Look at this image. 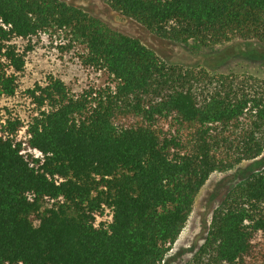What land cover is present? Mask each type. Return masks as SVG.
<instances>
[{
	"label": "trees",
	"instance_id": "1",
	"mask_svg": "<svg viewBox=\"0 0 264 264\" xmlns=\"http://www.w3.org/2000/svg\"><path fill=\"white\" fill-rule=\"evenodd\" d=\"M100 1L161 39L264 43V0ZM40 35L111 83L74 94L49 77L26 91V124L0 110V264H160L209 175L264 150V77L169 64L62 0H0L1 97L25 66L13 40ZM187 264H264V169Z\"/></svg>",
	"mask_w": 264,
	"mask_h": 264
},
{
	"label": "rangeland",
	"instance_id": "2",
	"mask_svg": "<svg viewBox=\"0 0 264 264\" xmlns=\"http://www.w3.org/2000/svg\"><path fill=\"white\" fill-rule=\"evenodd\" d=\"M100 18L117 31L136 38L152 49L165 62L185 68L203 69L211 74H248L264 77V43L235 39L231 42L202 46L158 38L133 20L112 11L100 0H62ZM13 43L24 54L25 66L17 76V89L11 97L0 96L4 116L12 114L26 124L32 115L26 91L55 77L74 93L101 88L111 83L102 71L83 67L77 59L79 49L67 50L59 37L40 35L31 39H15ZM23 131L21 132V135ZM264 169V150L255 159L213 172L194 197L187 220L160 264H187L204 243L214 211L228 192L252 173Z\"/></svg>",
	"mask_w": 264,
	"mask_h": 264
}]
</instances>
